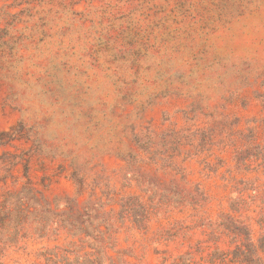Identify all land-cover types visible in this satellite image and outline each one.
<instances>
[{"label":"rangeland","instance_id":"rangeland-1","mask_svg":"<svg viewBox=\"0 0 264 264\" xmlns=\"http://www.w3.org/2000/svg\"><path fill=\"white\" fill-rule=\"evenodd\" d=\"M0 264H264V0H0Z\"/></svg>","mask_w":264,"mask_h":264}]
</instances>
